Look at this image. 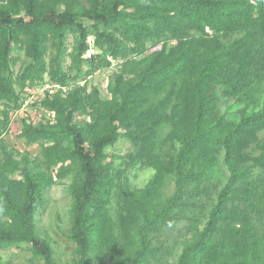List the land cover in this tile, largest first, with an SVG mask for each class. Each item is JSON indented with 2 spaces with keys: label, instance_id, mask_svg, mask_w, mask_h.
Masks as SVG:
<instances>
[{
  "label": "trees",
  "instance_id": "trees-1",
  "mask_svg": "<svg viewBox=\"0 0 264 264\" xmlns=\"http://www.w3.org/2000/svg\"><path fill=\"white\" fill-rule=\"evenodd\" d=\"M114 63L111 98L80 85ZM47 76L53 121L24 124L42 151L17 160L11 114ZM263 132L264 0H0L1 250L60 264L37 216L72 177L73 264H264Z\"/></svg>",
  "mask_w": 264,
  "mask_h": 264
},
{
  "label": "rangeland",
  "instance_id": "rangeland-1",
  "mask_svg": "<svg viewBox=\"0 0 264 264\" xmlns=\"http://www.w3.org/2000/svg\"><path fill=\"white\" fill-rule=\"evenodd\" d=\"M75 39L71 36L68 40V52L73 50ZM27 59L22 56L20 62L14 67L16 75H20L25 68ZM71 63V59L66 60V65ZM119 72V67L114 63L113 67L97 72L95 75L89 77L87 81H82L80 85H88L89 87L97 86L104 99L111 98L109 93V85L112 83L114 76ZM52 84L49 77L41 84H36L31 88H27V96L24 105L11 114L10 134L5 136V142L9 149L15 150L17 160H20L24 155L29 154L31 158H37L41 151V143L28 146L19 138V134L25 123H33L39 125L43 122L53 121V115L47 110L42 109L37 101L43 97L47 91H51ZM260 139L264 140V132L260 134ZM1 149V148H0ZM131 150V145L127 142L117 144L109 153L115 154L119 157H124ZM1 153V150H0ZM256 151L254 156H258ZM151 176L149 170L134 169L127 172L125 180L130 189L134 190L142 188ZM19 178L20 176H16ZM72 177H68L58 182L52 187L46 196V203L40 209L37 216V225L39 234L50 240L55 257L60 264H73L75 259V245L68 239L70 232V209L72 204L71 190ZM174 186L168 191L172 194ZM186 228L179 226L172 237L175 241H183L186 236ZM166 235L162 238L165 239ZM0 255L4 264H29L31 253L28 247L24 250L20 249H0Z\"/></svg>",
  "mask_w": 264,
  "mask_h": 264
}]
</instances>
